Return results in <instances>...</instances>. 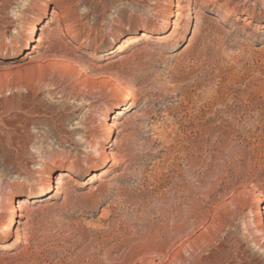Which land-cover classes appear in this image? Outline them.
<instances>
[{"label": "rangeland", "instance_id": "obj_1", "mask_svg": "<svg viewBox=\"0 0 264 264\" xmlns=\"http://www.w3.org/2000/svg\"><path fill=\"white\" fill-rule=\"evenodd\" d=\"M183 3L190 30L187 9L169 39L108 55L130 34L167 32L171 0H0V209L58 170L73 174L25 205L20 242L9 237L13 211L0 215V243L10 244L0 264H161L182 242L168 246L166 214L231 155L240 167L226 179L254 198L256 184L264 192V0ZM43 14L42 47L25 57ZM96 75L104 93L92 88ZM105 151L114 159L89 181ZM220 239L264 260L240 220Z\"/></svg>", "mask_w": 264, "mask_h": 264}, {"label": "bare ground", "instance_id": "obj_2", "mask_svg": "<svg viewBox=\"0 0 264 264\" xmlns=\"http://www.w3.org/2000/svg\"><path fill=\"white\" fill-rule=\"evenodd\" d=\"M184 1L186 0H171L172 5L176 7V10L172 9V13L170 16L171 18L168 20V26L170 28L167 32L156 35H153V33H151L150 31H143L140 34H130L126 36L120 42V44L116 46V48L112 49L107 54L117 55L118 53H121L128 44H131L139 39H154L157 41H165L169 39L171 36L177 33L179 28V18L182 16V11L187 9L189 10V22L187 29L190 30L191 23H193L191 22V18L194 16V14L191 11L192 8H190V6L185 8V4L183 3ZM57 14L58 11L56 10V8H51V19H54ZM48 16L49 14H43L39 16L37 22H35L32 29H30L29 33L31 34V40H27L25 42L24 48L20 52L23 53L25 57H31L34 51H39V49L42 47V42L44 41V39L41 35H37L36 32L39 30L38 26L44 24ZM172 17L176 18L173 19ZM187 35L188 34L186 33L179 34V41L185 40ZM32 65L34 66V62L32 63ZM91 85L93 89L98 90L100 93L105 92V87L103 86V79L101 78V76L96 75L91 81ZM113 87L114 84H111L110 88ZM119 90L121 93L127 92L124 86H120ZM82 99H85V97L82 96ZM127 110L128 108L126 106L120 107L115 112L116 115L113 116L114 119L123 115ZM105 119V129L109 141L111 131L113 129V124L109 122L107 117ZM112 145L113 144H110V147H112ZM112 154L113 153H111L110 151L104 152L102 167L98 171H95L93 174H91V176L89 177V181H97L100 176L105 174L108 163L110 159L113 158L112 156L114 154ZM231 156H228L229 160H227L222 165H217L215 163L214 165H211L212 167L209 166L206 168V174L200 178L199 182H197L198 187L196 189L193 188L195 189L194 191H189V194L192 198L190 199V202L187 206H177L176 212H174L175 209L173 212L168 210L169 212L166 214L168 217L167 225L166 229H164L166 230L165 240L166 242H168V246L175 241L182 242L180 244L181 248H171L169 250V253L167 254V260L161 264H264V260H262L256 254H251L252 252L250 254H247V249L242 247V245L237 244L238 246L235 247L236 249L234 251L232 250L233 248L227 246V240L222 241V239H220V235L224 233L227 227L231 226L236 220H240L245 230L248 231L255 247L258 250L262 251L264 254V218L263 212L261 213L257 210V208L260 207V203L264 201V192L260 189L258 190V184H256V187H254V191L259 197L254 198L250 194V191H247L242 187H237V185L231 182V180L226 179V174L230 168H236L237 170L239 169L238 167H240V164L235 162L234 158ZM65 176L72 178L73 174L69 171H56L55 174L50 175L45 186H42L37 191L27 193L24 196H17V198L7 200V204L2 207V210L0 209L1 217H3L5 213L13 211L11 217L13 228L11 229L9 234V237H14L13 243L20 242L22 239L20 226L24 225L22 218L25 216V205L37 198L50 195L53 196L54 193L61 191L60 187L57 185L62 182V177ZM212 178H214V180H212ZM222 182L225 183L224 189L222 192L220 191L221 193H217V195L216 191L218 190ZM198 192L202 195V197L210 200L211 202L210 207H208L209 209H206L207 211L201 209L202 201L199 200L200 198H196V194ZM253 199L255 201L251 203L250 200ZM11 205H13V210L11 209ZM9 248L10 244L8 242L4 241L0 243V250H7ZM182 251L187 255H184Z\"/></svg>", "mask_w": 264, "mask_h": 264}]
</instances>
